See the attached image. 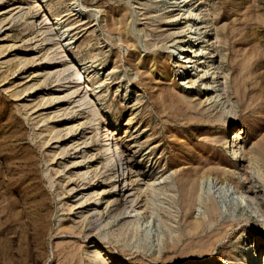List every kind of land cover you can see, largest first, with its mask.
I'll use <instances>...</instances> for the list:
<instances>
[{
  "label": "rangeland",
  "instance_id": "1",
  "mask_svg": "<svg viewBox=\"0 0 264 264\" xmlns=\"http://www.w3.org/2000/svg\"><path fill=\"white\" fill-rule=\"evenodd\" d=\"M15 2L18 8L8 13ZM168 2L0 0L7 18L0 24V264H80L73 254L90 243L114 264H232L226 257L239 248L242 232L264 241V177L248 163L252 149L264 162V0H214L216 25L211 0L197 3L217 40L212 50L224 98L214 106L204 92L174 76L180 55L175 41L182 36L187 46L189 35L183 16L170 18L174 8ZM67 37L73 43L64 47ZM80 68L85 75L78 74ZM57 83L64 86L57 89ZM87 84L98 94L88 92ZM51 96V107L40 110ZM63 112V118L77 116L60 122L55 132L65 139L73 126L75 137L49 141L55 133L45 124L55 125ZM238 127L245 133L233 164L221 138ZM108 128L119 133L111 141L112 167L104 155ZM59 146L68 153L62 155ZM123 169L121 178L133 175L143 192L142 223L129 228L133 217L109 229L96 224L92 233L99 234L91 237L80 222L89 208H69L76 188L87 184L88 194L100 192L104 202L118 199L125 210L122 186L117 188L122 181L116 182ZM219 182L257 193L262 211L252 215L246 208L242 215L239 208L232 217L217 193ZM129 193L136 201V190ZM214 204L223 214L197 232L189 229ZM263 253L264 245L258 254Z\"/></svg>",
  "mask_w": 264,
  "mask_h": 264
},
{
  "label": "bare ground",
  "instance_id": "2",
  "mask_svg": "<svg viewBox=\"0 0 264 264\" xmlns=\"http://www.w3.org/2000/svg\"><path fill=\"white\" fill-rule=\"evenodd\" d=\"M169 1H170V3L169 2L168 3L169 4L172 3V6L174 8V9L170 10L171 14L168 10V12L170 14V18L174 22V21H177L180 16H183L180 19H184L183 24L185 25V31L189 35V39L187 40L188 41L187 46L182 44V42H183L182 36L177 38V41H175V44H174V46H175L174 49L178 50V53L180 54L178 56V58L176 57V66L173 69V73H174L175 78L180 77L179 79L183 80V82H182L183 85H185V83L188 84L189 85L188 87L191 89H195L196 93L197 92L198 93L204 92L205 96H206V98L204 100H206L208 105L211 104L212 106H214L218 103H222V100L224 97H222L223 94L220 92V86L221 85H219V82H218L219 70L215 64V59L217 60V56H216V52H214L212 50V47L215 45L217 40H215L213 37H211V35L208 31V28H207L208 25H204L207 23H204L202 21V17H201L202 13L200 12V7H198V5H197L199 0H169ZM17 3L18 2L11 4L12 6L10 7V10H8V13L10 11H14L18 8V6L17 7L15 6V5H17ZM211 4H212V12L210 13V15L212 16V19L214 22L213 24L216 25L217 21L219 20L220 15H219V13L216 12V6L214 3V0H211ZM39 5H40V3L36 4V6H39ZM172 11H173V13L174 12H176V13L173 14ZM209 11H211V9H209ZM5 13H6V11H4V12L0 11V15H4ZM44 18H47V13H45ZM6 19L7 18L4 15V17L2 19H0V24L2 21H5ZM168 20H170V19L168 18ZM175 33H177V32H175ZM63 34H64V32L60 35L61 39L63 38ZM218 34L219 33H217V35ZM219 35H218V37H219ZM64 41H66L63 44L64 47H68L73 43L72 37H67ZM0 54H1V52H0ZM52 59H54V58H51V61H52ZM171 59H172V56H171ZM8 62H10V61L8 60ZM48 64H52V63H48ZM16 66H14V67H16ZM7 67H9V66H7ZM77 70H79L78 74L85 75V72H83L81 68L77 69ZM7 71L5 72V74H6L5 78H7L9 73L11 72L10 71L8 73ZM14 73H15V71H14ZM225 77H227V76H225ZM79 78H82V77H77V79H79ZM57 86H58L57 89H59L61 86H64V85L58 84ZM31 88H33V87L30 86V88H28V91L31 90ZM86 88H87L88 92H90L91 94H94V95L98 94L96 86H92L90 84H87ZM226 88H227V86H226ZM76 89H79V86H76ZM86 93H87V91H86ZM75 95L73 94V96H71V97L72 98L78 97ZM58 97L59 96H57V99L61 100L60 99L61 97L60 98H58ZM68 97L70 98V96H68ZM184 97L187 98L188 97L187 94H184ZM192 97H194V96H192ZM42 98H43V96H42ZM51 98H52V96L49 97L50 100H48V102L44 104V107H43V105H41L42 107L40 108V110L47 109L48 107H51L50 104H51V101H53V100H51ZM57 99L55 98V100H57ZM44 100L46 102V98ZM39 102H41V101H39ZM45 105H47V106H45ZM235 113H237V112H235ZM235 113L231 117H236ZM64 116H66V114L63 112L60 116H58V117H61L62 119L56 120L55 125H53L51 127H48V124H49L48 122H47V124H45L46 130H48L52 134H53V132L55 133L52 135V137L50 138L49 141H51L52 138L56 139L55 140L56 142H65L68 139H71V138L74 139L75 135L72 134L74 131L73 126H70L66 132V135L71 134V136H69L65 139H63L64 135H62L63 133L61 131L58 130L59 132L58 131L55 132V129L57 128V126L59 125L60 122H65V121H68L69 119H73L77 115L71 116L69 119L63 118ZM45 121L43 122V124L45 123ZM71 121H73V120H71ZM116 130H117V128H108V132L106 133V135H105L106 137L104 138V141L108 142L106 144V148H104V155H106V160H108V166H110V167H112V164L109 160V154L112 153L113 156H115L114 145L112 144L111 141L116 136H118V134H119V133H117ZM125 132H127V131H125ZM244 133L245 132L241 128L238 127L235 129L234 134L230 135L229 137H227L226 135H223L221 138L222 140L225 141V144L226 143L229 144L230 150L228 152L230 153V156L232 154V156H231L232 161L231 162H233V164L237 163L236 162L238 160L237 159V156H238V148L237 147L241 143V142H239V139H241V135ZM77 147L78 146H73L74 149H76ZM84 147L88 149L89 146L88 147L84 146ZM55 148H57V146H55ZM59 149H61V146H59ZM240 149H242V146H240ZM67 150H68V148H65V149L63 148V149H61L60 153L62 155H66L68 153ZM79 150L81 151V149H79ZM79 150H77V151H79ZM56 153L57 152H55V154ZM251 153H252L251 159H249V161H248L249 168L258 169V171L264 177V170H263L264 162L262 161V159H260V157L257 156V149H252ZM85 156L86 155H84L83 157H85ZM111 161H112V159H111ZM115 161H116V159H115ZM73 165H74L73 167H76V168L80 167L79 162H75ZM66 166L67 165H65V167ZM131 169H132L131 167H127V170L128 171L130 170V172L132 173L133 171ZM60 171L62 172L63 169L59 170V172ZM230 171H232V170H230ZM228 172H229V170H227V173ZM124 174H125V170L123 169L121 175L118 176L119 177L118 181H116V182L118 183L120 180L122 181V184L117 186V188H118V191H120V187L122 186L121 190L124 192L123 193L124 201H125V204L128 205V207L125 210L122 209V207L121 208L118 207V205H119L118 199H112V200L107 199L104 202V201H102L104 199L103 197H100V196L98 197V195H100V192H93V193L88 194L87 191L89 190L90 186H88L87 184H85L84 186H81L80 188H76V190H78V192H77V194L74 195L75 196L73 198L74 200H72L69 208H70L71 212L77 211L78 209L89 208V210H87V212H85V213L83 212L84 214L83 213L81 214L82 216H81L80 222H82V225L84 226V228L88 227L91 230V233L93 232L92 231L94 229L93 227L96 224H99L97 229H100L101 227L103 229H107V228L109 229L110 226L113 225V223L115 221L120 220V219H125V218H133V217H134V220L127 223L126 225H129V228H131L132 226L136 227V228L140 227V225L142 223V219L144 217L143 216L144 210H142L143 209L142 208L143 203L140 204L143 201V192L139 188V182L136 180V178L134 179L133 175H131V177L128 178V174H127V176L125 178H121V176H123ZM91 184L94 185V183H91ZM97 185H96V187H97ZM216 185L218 187L217 193L222 198V201L225 203V205L228 207L227 209L228 210L230 209V211L232 212V214H231L232 217H236V211H238L239 208H243V211H241L242 215H246L244 213L246 208L248 210L252 209L251 210L252 215H253V213L257 212V210H259L260 212L262 211V202H261V199L258 198L257 193L253 194V195H247L246 191L242 190L239 187H235L232 184H230V185L225 184L224 185V183L219 182ZM117 188L115 186L113 193H116ZM133 189L136 190V194L138 195V198L136 201L130 200V197H132L133 194H131L129 192L132 191ZM70 191H71L70 193H72L73 191L75 192V188L70 189ZM104 203H107L105 209L100 210L99 207H101V205ZM109 206H115L114 210L109 211V209H108ZM90 207H93V208L90 209ZM254 207H256V208H254ZM129 209H130V212H129ZM220 213L223 214L221 209H219L218 206L216 204H214L211 207L210 212L203 211L200 213V216H195L194 219L192 220L191 224L189 225V229H191L192 231H195V232L199 231L201 228H204V227L210 225L212 223V217L217 216ZM131 214H133V215L128 216ZM149 217H150V215H149ZM238 217L241 218V215H238ZM153 222H154V220H153ZM258 222H259V220H258ZM231 225H233V222L230 223L228 226H231ZM98 234H99V231L97 230L95 232V234L94 233L91 234V237H96V235H98ZM111 235L114 237L113 234H111ZM241 236L242 237L244 236V240L241 241L240 244H238L239 248L230 252L228 254V257H226V259L229 261V263L233 264L234 259H240L241 261L240 260L239 261L241 262V264H260L259 262H261V264H264V257L261 258L262 256H264V253L262 255L258 254L261 251L262 245H264V241H262L263 242L262 243L261 241H259V239H257L256 234H254V233L249 234L246 231L242 232ZM106 237H108V236L106 235ZM77 252L75 254H73V259L75 256L78 257L76 259L79 260L80 264H114L112 261L111 255L108 252H106L104 249L100 248L95 243H90L88 245V247H86V249L82 250L81 253H77ZM240 262H239V264H240Z\"/></svg>",
  "mask_w": 264,
  "mask_h": 264
}]
</instances>
